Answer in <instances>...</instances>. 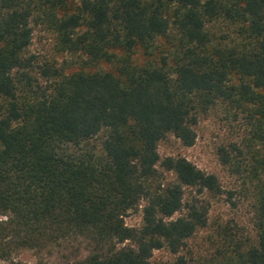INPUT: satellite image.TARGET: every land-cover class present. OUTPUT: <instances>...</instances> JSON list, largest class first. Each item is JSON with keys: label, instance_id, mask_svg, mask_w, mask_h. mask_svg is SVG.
Returning <instances> with one entry per match:
<instances>
[{"label": "trees", "instance_id": "obj_1", "mask_svg": "<svg viewBox=\"0 0 264 264\" xmlns=\"http://www.w3.org/2000/svg\"><path fill=\"white\" fill-rule=\"evenodd\" d=\"M35 26L79 67L31 54ZM219 105L241 121L219 155L254 236L224 232L197 262L184 251L210 208L186 190H224L159 144L194 146ZM142 204V226H127ZM0 217L2 261L58 250L53 264H152L167 250L166 264H264V0H0Z\"/></svg>", "mask_w": 264, "mask_h": 264}, {"label": "rangeland", "instance_id": "obj_2", "mask_svg": "<svg viewBox=\"0 0 264 264\" xmlns=\"http://www.w3.org/2000/svg\"><path fill=\"white\" fill-rule=\"evenodd\" d=\"M54 37L44 26L34 27V38L30 48L31 54L39 61L56 59L58 64L67 62L70 72L79 67L76 58L56 54L54 50ZM105 70L111 69L109 65L102 66ZM241 121H233L226 114L225 108L219 105L199 117L196 125L197 140L192 147H185L175 136L170 135L159 144V153L162 159L167 157H184L195 164L199 169L218 177L224 190L221 196L213 197L204 194L198 195L192 189L186 190V198L199 197L210 208L209 222L205 229L200 230L188 241L184 255L203 260L214 254L222 243L224 232L232 234L237 239L246 241V236H254L251 218L252 212L247 200V194L242 188V180L233 176L229 169L222 165L219 150L231 141H238L242 134ZM170 179L172 175H167ZM229 192H233L229 198ZM231 200V201H230ZM143 207L129 212L125 216L126 225L138 228L143 224ZM180 214L174 215V218ZM5 219L0 217V220ZM55 251L48 254L49 250L38 253L33 250H21L13 253L11 260L2 261L0 264H53L59 260ZM174 260L167 250L156 251L152 264H166Z\"/></svg>", "mask_w": 264, "mask_h": 264}]
</instances>
